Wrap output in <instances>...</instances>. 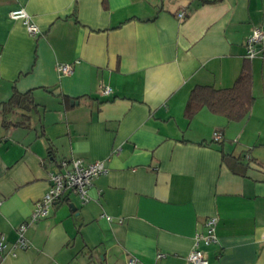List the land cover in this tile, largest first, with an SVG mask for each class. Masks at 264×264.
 <instances>
[{"label": "crops", "instance_id": "obj_1", "mask_svg": "<svg viewBox=\"0 0 264 264\" xmlns=\"http://www.w3.org/2000/svg\"><path fill=\"white\" fill-rule=\"evenodd\" d=\"M19 9L36 35L9 17ZM254 25L264 33V0H0V236L14 242L60 160L107 170L87 204L65 193L0 264H187L208 218V264H264V40L244 57ZM245 65L243 120L186 117L194 87L231 88ZM14 91L35 106L3 111Z\"/></svg>", "mask_w": 264, "mask_h": 264}, {"label": "built area", "instance_id": "obj_2", "mask_svg": "<svg viewBox=\"0 0 264 264\" xmlns=\"http://www.w3.org/2000/svg\"><path fill=\"white\" fill-rule=\"evenodd\" d=\"M9 17L13 20H20L26 31L30 35H36L38 29L31 21L30 16L22 9L11 11ZM184 14H178V18L182 19ZM264 33L260 25H254L250 34L246 37L244 48V57L248 60L255 58L263 48ZM71 64H59L56 71L59 75H68L72 72ZM110 92L108 87H103L101 90L102 96H107ZM212 140L217 142L220 140V135L213 132ZM107 172L104 162L95 161L86 163L81 159H63L60 160L58 168L48 174V188L43 196L34 204L33 210L27 221L19 224L15 230L16 239L10 245L5 243L3 236H0V260L6 256H15L17 251H24L29 248V243L26 238V231L29 226L45 217L49 213V209L55 202L60 200L65 193L74 194L81 205H85L90 201L88 195L89 188L93 180ZM110 220L108 216H103ZM215 218H208L205 227L206 234L196 236V248L187 255V264H208L203 252L197 248V242L202 241L205 245L216 242L215 235ZM264 238V234H263ZM158 259L163 257V254H157ZM127 264H136L134 258H129Z\"/></svg>", "mask_w": 264, "mask_h": 264}, {"label": "trees", "instance_id": "obj_3", "mask_svg": "<svg viewBox=\"0 0 264 264\" xmlns=\"http://www.w3.org/2000/svg\"><path fill=\"white\" fill-rule=\"evenodd\" d=\"M248 62V59H246ZM253 104L251 96V72L248 65L241 70L238 78L231 88L215 90L210 87H194L188 96L185 107V115L190 119L195 113L205 107L213 114L221 115L228 121L238 122L243 120L249 113ZM35 104L32 101L30 92L20 94L14 91L11 97L1 105L3 111L20 109L29 111ZM223 162L229 166L239 165L242 169L245 166L239 163L238 158L222 156Z\"/></svg>", "mask_w": 264, "mask_h": 264}, {"label": "water", "instance_id": "obj_4", "mask_svg": "<svg viewBox=\"0 0 264 264\" xmlns=\"http://www.w3.org/2000/svg\"><path fill=\"white\" fill-rule=\"evenodd\" d=\"M71 207L73 208V206L71 205Z\"/></svg>", "mask_w": 264, "mask_h": 264}]
</instances>
